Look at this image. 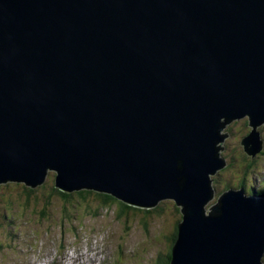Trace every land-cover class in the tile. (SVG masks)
Listing matches in <instances>:
<instances>
[{
  "label": "water",
  "instance_id": "obj_1",
  "mask_svg": "<svg viewBox=\"0 0 264 264\" xmlns=\"http://www.w3.org/2000/svg\"><path fill=\"white\" fill-rule=\"evenodd\" d=\"M242 118L254 157L264 0H0V183L171 199L170 264H262L264 192L213 187Z\"/></svg>",
  "mask_w": 264,
  "mask_h": 264
},
{
  "label": "rangeland",
  "instance_id": "obj_2",
  "mask_svg": "<svg viewBox=\"0 0 264 264\" xmlns=\"http://www.w3.org/2000/svg\"><path fill=\"white\" fill-rule=\"evenodd\" d=\"M257 131L264 151V125ZM250 132L246 118L224 126L219 154L227 165L212 176L216 197L222 190L240 189L233 186L241 181L247 194L264 180V152L250 157L241 145ZM248 164L253 168L246 169ZM29 188L22 182L0 183V264H158L172 249L181 222L180 208L171 200L154 209L121 211L115 198L103 208L92 194L83 200L72 192L65 199L54 191L53 172L27 196Z\"/></svg>",
  "mask_w": 264,
  "mask_h": 264
},
{
  "label": "trees",
  "instance_id": "obj_3",
  "mask_svg": "<svg viewBox=\"0 0 264 264\" xmlns=\"http://www.w3.org/2000/svg\"><path fill=\"white\" fill-rule=\"evenodd\" d=\"M263 150L259 153V155L261 156V155H263ZM258 155V154H257ZM256 155V156H257ZM253 164H248V166H247V168L246 169H251V168H253ZM253 170V169H252ZM260 183V186H262L263 185V187L262 188H264V180H263V182H262V184H261V182H259ZM244 184H245V182H243V181H241L240 183H238L236 186H233V187H236V188H240V189H244L243 191L245 192V188H243V186H244ZM230 185H228V186H226L225 187V189H227L228 187H229ZM252 188H255V187H253V185L251 186ZM257 188V187H256ZM30 189H33V188H29V190L28 191H26V194H27V196H28V194H31V190ZM54 191H56V193L60 196V197H64L65 199H70L71 198V195L72 194H67V193H63V192H61V191H59V190H54ZM223 191H225V190H222L221 192H223ZM256 191V189H250L249 190V192H248V190H247V194L249 195H251V194H254V193H256L255 192ZM261 191V190H260ZM77 195H79V197L80 198H82L83 200L85 199V197L87 196V194H92V195H94L96 198H98V199H100V207L101 208H103V207H107V206H110V204H112L111 202H117L113 197H111V196H109V195H104V194H99V193H92L91 191H85V190H81V191H78V192H75ZM121 206H122V209H121V211L123 210V209H132V208H130V207H127L126 205H124V204H122L121 203ZM138 210V209H137ZM121 211H120V215H121ZM176 236H177V228H176V231H175V236H174V238H173V243L175 242V240H176ZM170 259H171V250H169V252H168V254H167V257H165V259L163 260V262H158V264H170Z\"/></svg>",
  "mask_w": 264,
  "mask_h": 264
},
{
  "label": "bare ground",
  "instance_id": "obj_4",
  "mask_svg": "<svg viewBox=\"0 0 264 264\" xmlns=\"http://www.w3.org/2000/svg\"><path fill=\"white\" fill-rule=\"evenodd\" d=\"M222 144H223V142L221 143V146H222ZM221 146H220V148H221ZM80 191H81V190H80ZM88 191H89V190H88ZM75 192H78V191H75ZM75 192H74V193H75ZM63 193H64V192H63ZM70 194H72V193H70ZM165 200H171V199H164V201H165ZM118 201H119V200H118ZM171 201H173V200H171ZM120 202H121V201H120ZM173 202H174V201H173ZM121 203H122V202H121ZM133 209H134V208H133Z\"/></svg>",
  "mask_w": 264,
  "mask_h": 264
}]
</instances>
